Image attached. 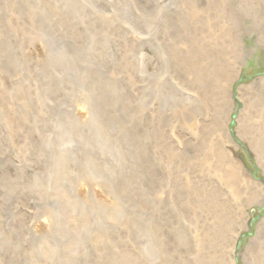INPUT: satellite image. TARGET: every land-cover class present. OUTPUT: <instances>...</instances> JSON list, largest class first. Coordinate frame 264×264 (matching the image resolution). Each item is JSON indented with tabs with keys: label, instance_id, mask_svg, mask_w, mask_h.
Masks as SVG:
<instances>
[{
	"label": "rangeland",
	"instance_id": "374dc122",
	"mask_svg": "<svg viewBox=\"0 0 264 264\" xmlns=\"http://www.w3.org/2000/svg\"><path fill=\"white\" fill-rule=\"evenodd\" d=\"M187 1L0 0V90L16 97L0 112V129L22 122L17 105L33 108L30 116L45 124L43 149L50 123L58 148L80 142L62 140L55 121L48 124L47 85H57L64 107L93 120L123 162L117 175L97 165L84 189L78 160L71 158L59 173L40 152L16 162L13 148L8 157L29 181L38 176L32 162L39 170L53 168L42 172L57 177L55 185L43 181L42 187L52 188L53 197L59 193V203L69 195L70 213L59 231L58 200L42 204L26 184L16 186L26 200L17 199L13 187L0 189V249L25 250L51 264H264V0L247 12L228 0L224 14L213 13L225 25L207 22V13L185 20ZM34 43L65 54L83 45L80 55L94 62L86 77L94 78L87 87L93 118L76 87L29 63ZM184 58L228 93L223 118L195 74L177 68ZM214 60L226 68L223 78L209 66ZM68 61L71 67L74 59ZM10 143L8 137L7 149ZM218 150L235 165L234 174L216 166ZM214 188L225 220L216 217L217 205L206 203ZM70 246L78 247L76 262H69Z\"/></svg>",
	"mask_w": 264,
	"mask_h": 264
},
{
	"label": "bare ground",
	"instance_id": "6f19581e",
	"mask_svg": "<svg viewBox=\"0 0 264 264\" xmlns=\"http://www.w3.org/2000/svg\"><path fill=\"white\" fill-rule=\"evenodd\" d=\"M235 2V5L242 10L241 12H247L248 10H253L252 8L256 4V0H231ZM228 0H188L187 1V8L181 12V15L185 20H187L188 16L193 15L196 16L201 13H207L209 16L207 17V22L209 23H217L219 25H225V19L218 18L213 19L214 14L213 13H225V5L227 4ZM146 6L148 3H144ZM225 10V11H224ZM234 9L231 11L233 12ZM188 14V15H187ZM211 14V15H210ZM75 16V15H74ZM189 19V18H188ZM213 20V22H212ZM99 37H101L99 35ZM102 41V38L99 39V42ZM37 43H34L32 47V56L29 58V63L31 65H34L39 70H44L47 77L53 80H60L62 85L64 86H73L76 87L77 91H80V96H83L87 103L84 104V107L88 110L87 116L93 118V109L90 105L87 90L91 84H93V80L86 82V77L88 76V70L87 67L90 66V64H93L94 62L90 61L89 58L91 57H85L80 55L82 52L84 54L85 50L83 45L81 44L78 49H75L72 54L64 53L62 52H54L50 51L48 52L45 49V44H40L38 46H35ZM36 48H35V47ZM69 58L74 59L73 65L69 66ZM93 58V56H92ZM95 59V58H94ZM137 60H141L145 64L144 56L139 55L137 56ZM194 61V60H193ZM189 60L187 58H184L183 64H178L177 62V68L179 69L181 73H184L188 75L190 72L195 74V83L198 84L201 88L200 91L205 93V96L207 100L210 102L211 105L214 106L218 120L223 118L224 113L228 107L229 104L227 101L228 93L224 91L218 90V84H216L215 81L212 83H209L204 77L202 76V73H205V71H199L196 67L191 68V66H188ZM176 65V62H175ZM213 65L212 69H215V72L218 71V77L223 78L224 72H220V69L223 68L219 64L213 61V63H210L209 66ZM78 66L77 70H75L73 67ZM72 68V69H71ZM209 68V67H208ZM226 69V68H223ZM70 80H74L75 83H69ZM48 83V81H47ZM50 83V82H49ZM53 85L48 86L49 94H50V102L47 103L45 108V114L50 115V121H48V124L52 122L53 120L57 124V133L59 134L60 138L62 140L69 142L73 139L79 140L80 142H74V144L67 148L66 145L63 148H58V143L55 139V134L52 136V124L50 123L49 127H47V130L50 131V139L46 141L48 147L45 149L42 148L41 141L47 139V134L44 131L46 127L45 124L39 123L38 120L34 119V116H30L31 113H33V108H26L21 109L17 105L14 107V112L21 113L22 116V122L16 123L10 121V129H0V189L3 191L4 189H10L12 188V192L14 195H16L17 199H23L26 200V197L24 198L22 195V192H19L21 190L19 187L20 184H26L28 186L27 189H34L33 191L36 192V195L39 197V202L42 204L49 203V199L52 202L53 198L54 201L58 200L56 203L57 206H55L54 210V217L55 219L61 220L59 231L64 228V218L70 213V207L67 205V199L69 197L65 196V200H61L59 203L60 198L62 197L59 193L57 197H53L52 194V188L49 189L47 186H43V181H52L55 185L57 177H45L48 175V173L42 172L45 170H53V168H46L42 169L40 167H37L36 162H32L37 170L35 171L34 175L38 176L36 179H33L32 181H29L27 177L22 174V171L19 169L18 164L16 162H20L23 160V156L25 157V154H37L40 152L42 156L46 158V163H49L52 165V162L50 159L54 162V168L59 173L62 172V170L66 169L68 161L71 160V158L78 160L79 168L83 172V178L81 180L82 184H78V186H83L85 188H89L88 184V178L93 177L97 171L98 167L97 165L104 164L105 168L108 169V171L114 172L116 175L117 168L119 169L122 165L120 162H122L121 157L118 153V151L114 150L115 146H112V144H108L104 141V139L100 136L99 130L97 129V125L91 120L90 118L81 117L80 111L77 110L76 115L74 110H70L69 105L64 107L63 103V97L65 96L62 92L61 88L59 86H53V90H51ZM46 87V88H47ZM12 92L5 93L2 90H0V112H5V106L8 104L13 103V99H16V97H13L12 99ZM15 95V94H14ZM13 95V96H14ZM82 101V100H80ZM227 102V103H226ZM4 108V109H3ZM44 108L41 106L38 107V115L43 111ZM35 112V114L37 113ZM34 114V115H35ZM73 115V116H72ZM3 118V116H1ZM0 117V119H1ZM84 119V120H80ZM79 123L83 124V127H79ZM206 136L208 133L204 130ZM159 133V131H158ZM160 134V133H159ZM39 138L36 140L34 137ZM8 137H11V143L9 149L5 147V141L8 140ZM83 138H85L83 140ZM45 142V141H44ZM113 147V148H112ZM14 148V160L10 159L8 157L9 152L12 151ZM116 149V148H115ZM46 151V154L44 153ZM8 153V154H7ZM31 154V155H32ZM132 154V153H131ZM48 158H50L48 160ZM48 160V161H47ZM217 167L222 168V166L225 165L227 167V170L229 171V174H234L237 170L235 165L232 164L229 165L226 162L225 155L220 150L217 151ZM123 163V162H122ZM31 168L34 169V166L31 165ZM95 173V174H94ZM14 176V178H13ZM80 183V182H79ZM33 185V186H32ZM56 190V189H55ZM32 192V191H31ZM217 190L212 189L210 193L207 195H204L207 200L206 203H209L211 205H217L219 207L216 217L219 219H224L223 215L227 211L225 205L216 204L219 203L217 201ZM70 198V197H69ZM59 203V204H58ZM51 210V208H48ZM63 213V220L60 217V213ZM66 228V226H65ZM223 230V229H221ZM59 233V232H58ZM222 233H218L219 236H221ZM223 236V234H222ZM224 237V236H223ZM10 238V237H9ZM220 238V237H219ZM218 238V239H219ZM11 239V238H10ZM216 239V240H218ZM220 243V240L218 241ZM70 252H69V262L71 263V260L76 262L75 256L78 252L77 246H70ZM82 250L80 249V252ZM22 258V259H21ZM17 259L19 263L21 259V263L19 264H51L46 258H44L42 255H28L25 250L23 252H14L12 249H0V264H4L5 261ZM98 259H95L93 264H97ZM101 261V260H100ZM11 261L10 263H12ZM77 264H79L77 262ZM101 264V262L99 263ZM125 264H128L126 261Z\"/></svg>",
	"mask_w": 264,
	"mask_h": 264
}]
</instances>
